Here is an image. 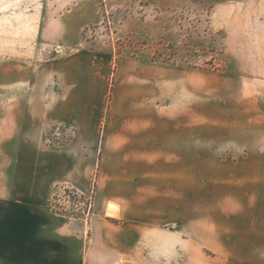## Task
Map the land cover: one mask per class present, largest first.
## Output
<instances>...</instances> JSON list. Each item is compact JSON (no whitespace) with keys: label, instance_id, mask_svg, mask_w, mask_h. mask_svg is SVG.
<instances>
[{"label":"crops","instance_id":"1","mask_svg":"<svg viewBox=\"0 0 264 264\" xmlns=\"http://www.w3.org/2000/svg\"><path fill=\"white\" fill-rule=\"evenodd\" d=\"M72 73L69 92L21 103L29 162L25 175L0 170V264H264V95L228 119L191 121L189 98L156 120L108 124L90 209L68 217L49 206L53 187L90 190L98 130ZM14 82L16 97L27 88ZM59 121L76 138L45 145Z\"/></svg>","mask_w":264,"mask_h":264},{"label":"rangeland","instance_id":"2","mask_svg":"<svg viewBox=\"0 0 264 264\" xmlns=\"http://www.w3.org/2000/svg\"><path fill=\"white\" fill-rule=\"evenodd\" d=\"M15 57L19 63L8 61ZM0 59L5 176L28 167L19 154L23 99L67 93L78 73L84 108L98 123L90 190L57 184L49 206L85 217L108 124L156 120L176 104L186 110L189 98L191 121L228 119L254 92L264 95V0H0ZM14 81L28 90L7 94ZM75 138V122L59 121L44 143L58 148Z\"/></svg>","mask_w":264,"mask_h":264}]
</instances>
